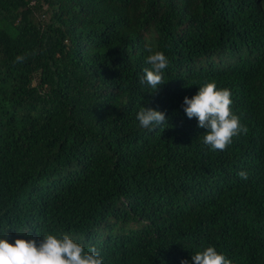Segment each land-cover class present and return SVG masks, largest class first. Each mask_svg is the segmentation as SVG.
Returning a JSON list of instances; mask_svg holds the SVG:
<instances>
[{
	"label": "trees",
	"instance_id": "1",
	"mask_svg": "<svg viewBox=\"0 0 264 264\" xmlns=\"http://www.w3.org/2000/svg\"><path fill=\"white\" fill-rule=\"evenodd\" d=\"M146 44L169 62L159 90L140 83ZM211 82L248 129L225 151L184 112ZM141 107L167 123L142 128ZM6 234H67L105 264L208 247L264 264V0H0Z\"/></svg>",
	"mask_w": 264,
	"mask_h": 264
},
{
	"label": "clouds",
	"instance_id": "2",
	"mask_svg": "<svg viewBox=\"0 0 264 264\" xmlns=\"http://www.w3.org/2000/svg\"><path fill=\"white\" fill-rule=\"evenodd\" d=\"M145 50L150 53L147 63L151 68L144 69L140 83L159 90L158 86L163 85V72L168 67V59L162 51H154L151 44H146ZM24 59L19 56L15 62L21 63ZM231 104L230 90L217 89L214 82L199 87L194 97L184 99V112L189 119L198 120L199 128L208 130L202 142L213 151H225L234 137L247 134V127L242 126L239 117L233 114ZM136 118L142 128L151 131L167 123L164 113L149 107H141ZM238 175L242 180L248 179L247 172L241 171ZM191 259L194 264H232L214 247L192 255ZM0 264H105V261L95 247L85 251L67 234L59 238L52 234L45 235L39 244L36 239H15L14 243H10L9 234H6L0 238ZM181 264H188V261Z\"/></svg>",
	"mask_w": 264,
	"mask_h": 264
}]
</instances>
